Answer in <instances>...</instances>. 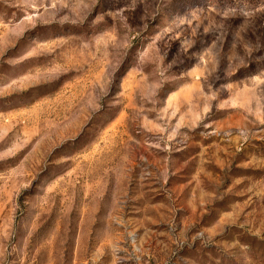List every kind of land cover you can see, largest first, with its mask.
<instances>
[{
	"label": "rangeland",
	"instance_id": "rangeland-1",
	"mask_svg": "<svg viewBox=\"0 0 264 264\" xmlns=\"http://www.w3.org/2000/svg\"><path fill=\"white\" fill-rule=\"evenodd\" d=\"M0 264H264V0H0Z\"/></svg>",
	"mask_w": 264,
	"mask_h": 264
}]
</instances>
